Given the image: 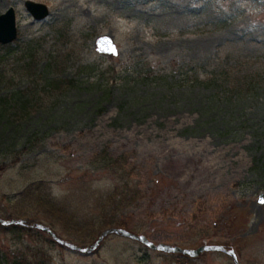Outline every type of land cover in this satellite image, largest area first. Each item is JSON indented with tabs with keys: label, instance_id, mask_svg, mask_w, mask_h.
Returning <instances> with one entry per match:
<instances>
[{
	"label": "rangeland",
	"instance_id": "rangeland-1",
	"mask_svg": "<svg viewBox=\"0 0 264 264\" xmlns=\"http://www.w3.org/2000/svg\"><path fill=\"white\" fill-rule=\"evenodd\" d=\"M22 1L0 0V12L13 7L16 26L0 65V94L15 93L0 118V216L23 214L84 245L98 227L99 200L110 197L104 218L154 242L221 244L239 264H264V81L199 116L200 86L154 84L143 73L175 77L178 65H198L214 50L263 68L264 0H231L244 13L202 32V0H35L48 9L40 20ZM99 34L112 37L115 55L95 51ZM136 93L144 97L130 100ZM103 153L121 160L115 177ZM28 187L64 216L22 197ZM37 230L0 227V264H12V254L33 261L39 250L40 264H234L222 250L183 258L117 232L81 251Z\"/></svg>",
	"mask_w": 264,
	"mask_h": 264
},
{
	"label": "trees",
	"instance_id": "trees-1",
	"mask_svg": "<svg viewBox=\"0 0 264 264\" xmlns=\"http://www.w3.org/2000/svg\"><path fill=\"white\" fill-rule=\"evenodd\" d=\"M202 5L205 15L202 17V19L206 18L205 21H200L198 25H200V29H198L196 32H202V31H211L223 26H228L233 18L237 17L238 14H243L245 9H241L240 5L233 6L230 5L231 0H202ZM229 4V6H227ZM261 24V23H259ZM190 26V23L187 24ZM187 25H184L183 29L184 31L187 30ZM245 26H248L246 24ZM191 32V31H189ZM195 32V31H193ZM195 32V33H196ZM192 33V32H191ZM11 47L9 43L6 44H0V65H3L5 59L7 58L8 54H11ZM23 56L26 59L24 61V64H30L33 60V55L31 52L23 54ZM241 56V57H240ZM216 51H211L207 54V56L202 60V62L198 65H192V63L187 62L182 65H178L179 72L175 70L174 73H176V76L173 77V74H167V72H164V70L159 73V71L148 73L147 71H143V73L148 74V76H151L154 78V84L156 82L159 83L160 80H163L165 84L168 85H198L200 86L201 90L199 93V97L196 98L195 102L197 103V106L195 109L198 111L199 116L203 114L207 110H214L218 111L221 108H224L226 106H230L231 102L234 99L242 98L251 88H255L256 86L262 85L261 82L264 81V79H261L259 77V72L261 70H264V67L259 70H254L250 64H247L248 60L245 59L244 54L243 55H236L234 58L229 59L227 58H217ZM250 58V57H249ZM48 67L47 62L43 63L42 67ZM197 66V67H196ZM20 68V67H19ZM22 71H19L17 73L21 74ZM5 75V72L3 71L2 67L0 66V82H3L4 80L2 77ZM168 76V77H167ZM58 81L55 80L53 82L54 87H58ZM49 83L46 85L48 86ZM51 85V84H50ZM134 93V92H133ZM15 93H1L0 94V118L4 116V110L5 106L8 102H10V97L12 98ZM135 94V93H134ZM10 95V97H9ZM34 97L30 99L37 100L39 93L32 94ZM143 95L137 94L130 96L129 99H138L143 98ZM20 100V97H18ZM26 101L22 100L19 102L18 107L21 109H24V106L26 105ZM6 123V120H3ZM190 132V130H189ZM105 156L106 165L110 166V168L114 172V177L116 175V171H119L120 166H113L121 162V160L117 157H108L103 153ZM26 188L23 193L22 197L30 198L35 200V203L37 205L45 206L47 211L56 216L57 218H60L64 216V214L61 211V208L55 206L51 200L45 198L46 200L40 199V193L38 191H34ZM128 197L125 196L124 200H127ZM32 200V201H33ZM100 204V211L96 213L97 217L99 218V223L97 224V228L92 232V235L89 236V239H93L98 232L107 226H119L126 228L125 221L119 218H112L109 219L104 218V214H106V210L110 208L108 206L109 203H111L110 197H107L105 199H101L98 202ZM39 205V206H40ZM112 205V204H111ZM113 209V207L110 208V210ZM11 216L15 217H25L23 214H14V215H8L6 218H9ZM60 216V217H59ZM24 223H7V224H0V227L2 229L8 230L13 233H19L21 231L26 233H33V235H38V230L30 225L35 219L26 217L24 218ZM68 220L67 214H65L64 221ZM78 222L72 221V224L74 226H85L87 223H81L82 221L77 220ZM47 234V233H46ZM48 235V234H47ZM49 236V235H48ZM52 240V239H51ZM85 241V240H81ZM37 251L32 255L33 261L31 259H25L24 262L21 261V263L24 264H38L37 258H39L38 255H41V251ZM177 255L188 258V255L183 253H176ZM20 256L17 258L14 257V255H11L12 264H20ZM40 258H39V264H40Z\"/></svg>",
	"mask_w": 264,
	"mask_h": 264
},
{
	"label": "water",
	"instance_id": "water-1",
	"mask_svg": "<svg viewBox=\"0 0 264 264\" xmlns=\"http://www.w3.org/2000/svg\"><path fill=\"white\" fill-rule=\"evenodd\" d=\"M24 8L31 15V17L35 20L42 19L48 13V9L45 3L35 0H23L22 1ZM16 35V26H15V15L12 6H7L3 12H0V43L10 42L15 38ZM93 46L96 52L103 55H115L117 52L116 43L113 41L112 37L108 34H99L93 40ZM261 200V197L258 198ZM20 219L10 218L3 219L0 217V223H8V222H19ZM36 227H39L45 231H47L50 236L55 239L57 242L64 244L70 248L81 250V251H89L94 248L100 241L103 235L110 232H118L124 236H129L140 242L144 243L150 248L160 249L163 251H173V252H182L188 255H196L204 249H222L230 254L234 264H238L236 257L231 249H224L221 245L216 244H200L194 248L181 247L175 244H169L165 242H153L145 237V235L141 233H134L122 227H106L99 232L97 237L88 245H77L71 241L65 240L46 225L41 223H35Z\"/></svg>",
	"mask_w": 264,
	"mask_h": 264
},
{
	"label": "snow or ice",
	"instance_id": "snow-or-ice-1",
	"mask_svg": "<svg viewBox=\"0 0 264 264\" xmlns=\"http://www.w3.org/2000/svg\"><path fill=\"white\" fill-rule=\"evenodd\" d=\"M262 202H264V201H262Z\"/></svg>",
	"mask_w": 264,
	"mask_h": 264
}]
</instances>
